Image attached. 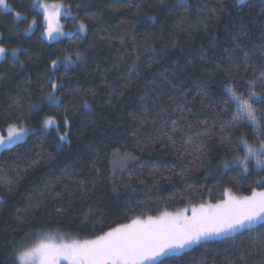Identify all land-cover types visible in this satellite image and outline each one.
Here are the masks:
<instances>
[{"label": "trees", "instance_id": "16d2710c", "mask_svg": "<svg viewBox=\"0 0 264 264\" xmlns=\"http://www.w3.org/2000/svg\"><path fill=\"white\" fill-rule=\"evenodd\" d=\"M6 1L0 44L18 55L0 60V133L21 121L35 128L0 148V264H19L36 231L90 239L217 201L225 188L264 189L261 171L223 166L242 153L241 137L264 138V0H60L71 12L64 26L86 31L54 40L43 37L33 0ZM53 81L59 107L46 100ZM226 88L259 97L258 128L232 123ZM46 116L58 132L41 127ZM258 232L211 240L166 264H264Z\"/></svg>", "mask_w": 264, "mask_h": 264}, {"label": "snow or ice", "instance_id": "6c2138e0", "mask_svg": "<svg viewBox=\"0 0 264 264\" xmlns=\"http://www.w3.org/2000/svg\"><path fill=\"white\" fill-rule=\"evenodd\" d=\"M33 4V10L43 15V34L46 37L70 38V34L63 31L60 23L61 18L67 19L69 16L61 2L33 0ZM0 6L5 10L10 8L6 0H0ZM29 27L31 28V25ZM79 31H86L83 23L79 25ZM17 51L15 48L11 49L13 56ZM5 53V48L0 46V56ZM79 59L80 53L77 52L76 60ZM64 61L67 65L75 63L70 55L65 56ZM52 65L54 70H58L60 66L57 60H53ZM58 87L53 81V91L46 96L50 107H59L60 98L55 95ZM225 92V103L235 106L232 123L258 128L259 118L254 104L259 101V97L254 92H249L248 98L244 99L242 94H237L231 88H226ZM64 124L65 132L59 137L61 141L67 138V117ZM173 124L175 125V121ZM42 125L44 129L59 131L54 116H46ZM31 131L22 121L9 124L7 135L0 134V147H10L22 141ZM254 141L249 143L246 138H240L243 155L234 159L245 171L250 160H254L258 168H264V138L258 134ZM223 166L227 168L228 162L225 161ZM223 195L224 198L216 204L201 203L199 206H193L191 216H186L183 211L175 214L165 211L155 217L132 219L130 223L120 224L90 239L73 238L71 234L36 231L31 235L37 239L22 247L17 252V259L19 264H166L169 258L178 256L182 251L194 246L222 237L227 238L228 234L243 233L257 227L264 228V189L253 188L250 195H236L225 188ZM256 238L264 239V233L258 232L254 239Z\"/></svg>", "mask_w": 264, "mask_h": 264}, {"label": "rangeland", "instance_id": "374dc122", "mask_svg": "<svg viewBox=\"0 0 264 264\" xmlns=\"http://www.w3.org/2000/svg\"><path fill=\"white\" fill-rule=\"evenodd\" d=\"M238 2H241V0H237ZM242 1H244V0H242ZM48 2L49 3H52V2H61L62 4H63V2L62 1H60V0H48ZM6 4H8V5H10L7 1H6ZM64 5V4H63ZM64 7H65V5H64ZM0 8H1V10H3V11H8V10H12V8H11V5H10V8L8 9V10H5L2 6H0ZM66 8V7H65ZM67 9V8H66ZM67 11L69 12V14L71 13L70 12V10H68L67 9ZM19 16H21V14H19ZM60 23H61V25L63 26V31L65 32V33H68V34H72V33H74V32H79L80 34H84L85 32H80L79 31V25L81 24V23H78L74 28H68V27H65L64 26V21L62 20V18H61V20H60ZM45 25V24H44ZM44 30H43V32H42V35H43V37L46 39V40H54V39H50V38H48V37H46L44 34ZM62 37H64V36H61V37H57L56 39H58V38H62ZM0 46H3V45H1L0 44ZM4 48H5V50H6V53L7 52H9L10 54H11V56H13V54H12V52H11V49H14V48H8V47H5V46H3ZM15 49H17L18 50V48H15ZM6 53L4 54V55H2V56H0V60L6 55ZM17 55H18V51H17V54L15 55V56H13V57H17ZM58 62H59V60H57ZM57 96V95H56ZM46 101V100H45ZM48 102V101H47ZM24 126L26 127V128H28V129H30V130H33L35 127L33 126V125H26V124H24ZM41 127L43 128V125H41ZM0 134H2V135H7V127L5 128V130H4V132H1ZM60 135H63V134H61L60 133ZM0 148H2V147H0ZM238 155L239 156H242L243 155V151H242V153H238ZM237 155V156H238ZM235 156L234 157H232L231 158V160H229V161H227L228 162V167H230V166H236L237 168H239V170L241 171V172H246V171H248V170H250V169H254V170H257V171H261L262 173H261V177H264V168H258L257 166H256V164H255V161L254 160H250L249 161V166H248V169L245 171L244 169H242L240 166H239V164L237 163V162H235ZM227 167V168H228ZM235 194V193H234ZM236 195H238V194H236ZM224 198V195H223V197L221 198V199H219V200H217V201H212V202H210V201H206V202H202V203H206V204H216L218 201H220V200H222ZM201 203H198V204H190V205H186V206H184V207H182V208H179V209H175V210H170V211H166V212H169V213H172V214H175V213H177V212H180V211H183L184 212V214L186 215V216H191V208L193 207V206H199ZM160 215V214H159ZM156 216H158V215H156ZM153 217H155V216H153ZM145 217H143V218H140V219H144ZM131 221H129V222H126V223H130ZM123 224H125V223H123ZM228 235H230V234H228ZM62 264H66V262H62Z\"/></svg>", "mask_w": 264, "mask_h": 264}]
</instances>
